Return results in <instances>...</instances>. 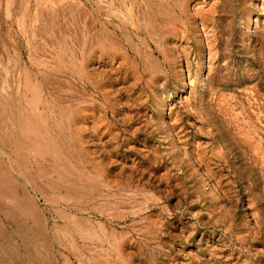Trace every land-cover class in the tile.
<instances>
[{
    "label": "rangeland",
    "instance_id": "rangeland-1",
    "mask_svg": "<svg viewBox=\"0 0 264 264\" xmlns=\"http://www.w3.org/2000/svg\"><path fill=\"white\" fill-rule=\"evenodd\" d=\"M0 65V264H264V0H0Z\"/></svg>",
    "mask_w": 264,
    "mask_h": 264
},
{
    "label": "bare ground",
    "instance_id": "bare-ground-1",
    "mask_svg": "<svg viewBox=\"0 0 264 264\" xmlns=\"http://www.w3.org/2000/svg\"><path fill=\"white\" fill-rule=\"evenodd\" d=\"M0 74H1V76H3V84H2V86H1V91H2V93H3V95H4V97L6 98V99H8V100H10V96L12 95L11 94V92H10V84H11V79H10V76L8 75V70L6 69V68H4V67H2V65H0ZM33 90H34V94H38V90H37V88H33ZM5 99V100H6ZM15 100V99H14ZM9 102V101H8ZM51 107V106H50ZM2 179V178H1ZM2 181H3V179H2ZM5 182H7L6 180H5ZM2 191V190H1ZM4 191V190H3ZM6 192V191H5ZM27 208H28V206H26ZM26 208V214L27 213H29V210H30V208H28L27 209ZM15 209V208H14ZM35 218V217H34ZM36 222H40L39 220H37ZM0 233H2V234H6V229L4 228V227H1L0 226ZM27 243V242H26ZM31 246V245H30ZM32 247V246H31ZM30 247V248H31ZM43 250H45V252H43L44 253V262L46 263V264H48L49 263V252H48V249H47V247L48 246H46L44 243H43ZM31 249H33V248H31ZM51 261V260H50Z\"/></svg>",
    "mask_w": 264,
    "mask_h": 264
}]
</instances>
